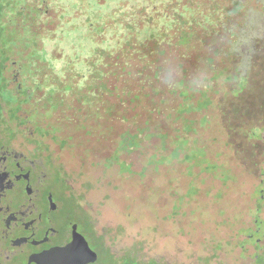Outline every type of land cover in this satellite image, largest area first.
Wrapping results in <instances>:
<instances>
[{
  "label": "rangeland",
  "instance_id": "374dc122",
  "mask_svg": "<svg viewBox=\"0 0 264 264\" xmlns=\"http://www.w3.org/2000/svg\"><path fill=\"white\" fill-rule=\"evenodd\" d=\"M199 1L209 0H0V42L11 38L19 70L43 81L42 103L51 93L67 99L50 119H60L72 137L57 135L59 125L42 119L32 129L51 141L56 176L67 181L71 199L85 208L119 263L128 255L137 264H264V200L255 187L264 168L256 171L249 154L245 159L228 148L222 118L214 117L247 89L238 97L252 103L236 132L264 146V126L253 118L257 103L264 104L262 59L251 58L256 49L226 40L238 52L234 60L227 49L229 64L212 66L203 87L183 85L171 113L155 107L165 120L162 134L116 116L118 105L132 107L135 99L120 91L112 69L131 78L128 59L187 46L189 35L183 32L192 28L185 22L196 12L194 4L202 9ZM244 13L260 37L264 7ZM226 27L220 26L224 34L231 25ZM209 28L210 42L222 44L215 23ZM204 36L197 41L201 47ZM0 99L5 103L8 97L3 93ZM106 102L116 114L107 111ZM238 140L234 135L230 142Z\"/></svg>",
  "mask_w": 264,
  "mask_h": 264
},
{
  "label": "flooded vegetation",
  "instance_id": "af4514ba",
  "mask_svg": "<svg viewBox=\"0 0 264 264\" xmlns=\"http://www.w3.org/2000/svg\"><path fill=\"white\" fill-rule=\"evenodd\" d=\"M17 59V55L5 57L0 71L8 97L5 103L0 99V264H111L110 250H101L103 235L95 232L85 208L71 199L67 181L55 174L50 140L44 141L47 137L32 129L40 119L64 125L60 119L52 122L49 103H42L43 81L22 73ZM241 92L233 98L236 103L224 105L220 111L215 105L214 117L222 118L228 148L245 159L249 154L251 168L257 171L261 165L264 168L263 144L256 139L248 143L236 132L244 126L236 122L245 119V110L252 103L245 96L240 100ZM58 99L67 100L62 95ZM34 102L40 104L33 107ZM29 114L33 120L27 119ZM253 114L257 124L264 126L261 101ZM234 135L240 140L230 142ZM258 179L255 187H259L262 201L264 179Z\"/></svg>",
  "mask_w": 264,
  "mask_h": 264
},
{
  "label": "trees",
  "instance_id": "16d2710c",
  "mask_svg": "<svg viewBox=\"0 0 264 264\" xmlns=\"http://www.w3.org/2000/svg\"><path fill=\"white\" fill-rule=\"evenodd\" d=\"M231 2L232 3L230 4L229 0L199 1L198 5L202 7V9L199 7L197 9V5L194 4L196 12L192 9L195 14L189 18L191 20L190 22H185L189 25L188 27L192 28V30L188 31L186 28L183 32V35H189L188 40L190 43H188L187 46H177V48H174V46L162 47L159 51L152 49V52L148 55H143L144 57H138V55H135L130 58L131 60L128 59L129 61L127 62L125 70L129 73V75L131 74L133 78L131 75V78H128L125 77L124 74H120V69H112L114 80L117 81L116 85L119 86L120 91L135 99L132 107L118 105L119 107H122L119 110V114L116 115L118 118L121 117L128 121L133 118L134 120L131 124H135V126L150 125L153 129L157 128L159 130V134H162V125L165 123V120L160 117V115L156 114L157 108L160 111H163V113L169 114L178 106L180 100L179 93L182 90L183 85L190 86L191 88L203 87L204 83L207 82L206 80H211L209 77L211 72L210 68L212 66L215 65V67L222 68L229 64L228 59L230 57L226 60V55L223 53L225 50L231 49L229 55H231V60H234V58L238 55V52L235 51V49H232L234 44L238 42H241L240 44L244 46H248L249 44L251 46L250 49L252 48L253 52L255 49L257 51L253 53L254 57L251 58L255 59V57H259L260 60H264V53L261 51V47L264 46V32H262L259 37L257 33L260 29L253 26V22H249L248 24L245 21L244 13L246 8H263L264 0H231ZM190 6L192 7L193 4ZM235 10H238V12ZM227 18H229V22L230 20L232 22L226 23ZM210 21L211 24L215 23L217 26V28H214L217 40L224 39L222 44H212L210 42V37L206 36L210 29ZM237 22H239V26H235V23ZM191 24H193V26H191ZM228 24H230L231 27L226 34H224L223 28L221 29L220 26L224 25L225 30L227 29L226 26ZM245 24H248V26ZM203 34H205V36L204 41L201 44L203 46L201 47L197 41L203 37ZM248 36L252 37V40L244 43L243 39H247ZM1 40L2 36L0 35V41ZM226 40H231L234 44H232L233 42H229L230 45L225 44L227 42ZM15 44L16 43L13 42L11 38H6L4 42H0V71L5 57L16 55ZM212 52H215L217 55H213ZM146 57L148 58L144 59ZM234 63L237 62L234 61ZM36 64H33L34 67ZM198 72L203 74L200 75ZM24 74L29 77L28 71H25ZM228 75L229 73L226 74L224 78ZM2 80L0 72V96L4 93ZM106 85L108 87L111 86V82L109 81ZM178 89L179 92H177ZM52 94L53 93L46 97L49 101L48 103H51L49 106H52L50 112L59 111L58 107L61 104V100L58 99L59 94ZM175 100L178 101L176 106L167 107V105H165L168 101L172 102ZM106 104L108 105V108L111 107L110 109H107V111L110 112V114L113 113L112 115L116 114L115 106L113 109V106H110L111 103L106 102ZM155 107L157 108L155 109ZM75 108H78V106ZM82 112L84 116L85 112ZM128 112L132 114V117H125L124 113ZM124 126H126V124H124ZM58 129L57 135L62 136L64 134H69L72 137L70 131L68 132V129H63L60 126ZM126 129L127 126L123 131ZM123 131L118 134V139L119 135L122 134ZM101 250H108L103 242ZM109 257L111 264H137L136 261L128 255H126L128 261L125 263H119L118 259L112 255H109ZM149 264L153 263L151 262Z\"/></svg>",
  "mask_w": 264,
  "mask_h": 264
}]
</instances>
